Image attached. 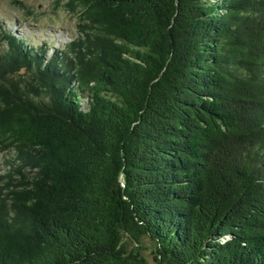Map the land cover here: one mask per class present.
<instances>
[{
    "label": "trees",
    "instance_id": "16d2710c",
    "mask_svg": "<svg viewBox=\"0 0 264 264\" xmlns=\"http://www.w3.org/2000/svg\"><path fill=\"white\" fill-rule=\"evenodd\" d=\"M63 5L0 18V264H264V0Z\"/></svg>",
    "mask_w": 264,
    "mask_h": 264
},
{
    "label": "rangeland",
    "instance_id": "374dc122",
    "mask_svg": "<svg viewBox=\"0 0 264 264\" xmlns=\"http://www.w3.org/2000/svg\"><path fill=\"white\" fill-rule=\"evenodd\" d=\"M25 5V9H18L13 4V0H0V18H6L5 22L12 26V22H18V29L30 30L35 37L43 36L38 34V28L51 29L50 32L55 36V41L64 42V35L58 31L75 32L76 16L67 11L64 7L66 0H61L57 5L53 0H19ZM30 10L32 13H26ZM8 18L11 20L8 21ZM14 20V21H13ZM58 34V35H57ZM65 34V33H64ZM62 36V39H61ZM1 161V155H0ZM143 254L146 258V264H155L153 260V244L147 237L142 238Z\"/></svg>",
    "mask_w": 264,
    "mask_h": 264
}]
</instances>
